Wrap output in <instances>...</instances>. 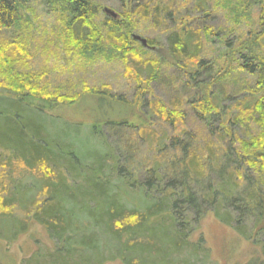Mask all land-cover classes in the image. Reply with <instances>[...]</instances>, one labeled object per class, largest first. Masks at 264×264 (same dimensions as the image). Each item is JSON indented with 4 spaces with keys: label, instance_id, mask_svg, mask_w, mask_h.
<instances>
[{
    "label": "trees",
    "instance_id": "16d2710c",
    "mask_svg": "<svg viewBox=\"0 0 264 264\" xmlns=\"http://www.w3.org/2000/svg\"><path fill=\"white\" fill-rule=\"evenodd\" d=\"M29 1L0 0V30L14 27L18 6ZM45 1L67 13L66 49L125 51V60L134 71L138 67L130 58L136 53L132 32L138 30V20L152 21L165 39L158 48L155 39L146 38L147 48H157L158 57L148 61L149 75L144 81L131 70L142 87L138 95L146 93L147 83L158 77L156 71L163 64L177 67L179 77L186 79L184 89H194L200 117L218 119L221 130L212 129L210 144L200 148L192 133L165 129L157 136L147 131L146 124L135 125L129 115L117 121L97 111L100 120L76 137L86 149L83 153L74 140L65 138L68 133L56 137L45 124L25 122L29 120L23 113H30L32 120L47 117V111L61 102L71 105L83 98H58L40 86L36 76L15 72L14 84L0 85V100L9 104L2 113L6 125L0 127V239L11 242L33 224L42 226L52 241L42 264H106L115 260L122 264H203L210 258V250L200 227L210 211L242 239L258 244L244 264H264V191L254 183L264 173V51L257 49L264 39V0H257L260 31H249L237 47L222 35L227 52L225 67L219 70L201 57L204 39L215 35L207 23L211 16L207 0L180 4L175 0H121L117 18L107 15L101 27L95 23L100 6L93 0ZM231 2L224 0L230 12ZM234 9L236 24L241 18H250L246 7L237 4ZM13 42L0 41L2 69L10 65L12 71L17 57L23 59L21 45ZM236 56L237 68L257 79L241 95L234 116V107L221 106L219 92L214 94L211 88L230 76ZM204 74L206 79L201 80ZM88 93L94 99L99 97V103H112L98 92ZM141 98L130 105L121 99L115 103L133 112V108L142 110ZM156 105L158 108L142 113L143 118H152V113L159 111L176 130L180 123L177 107L167 110L163 104ZM248 121L258 127L255 134L240 138L231 132V125ZM134 127L137 139H144L164 161L153 156L145 166L131 164L136 138L129 132ZM222 129L230 138L224 149L219 144ZM108 136H118L120 148L113 140L109 143ZM201 183L204 187L199 191ZM241 185L244 190L236 193Z\"/></svg>",
    "mask_w": 264,
    "mask_h": 264
},
{
    "label": "rangeland",
    "instance_id": "374dc122",
    "mask_svg": "<svg viewBox=\"0 0 264 264\" xmlns=\"http://www.w3.org/2000/svg\"><path fill=\"white\" fill-rule=\"evenodd\" d=\"M175 1L178 4L184 2V0ZM93 2L96 6H100V13L95 17V23L100 27L107 16L102 10L104 7L114 10L116 13L121 11V0H93ZM206 4L211 12L207 23L212 26L215 35L204 39L201 47V57L209 61L213 69L219 70L225 67L224 55L227 52V46L224 41L222 42V35L225 41H229L234 47H237L240 42L245 40L249 31H260V5L257 0H232L230 7L233 13L235 12L234 8L239 4L242 8L246 7L248 9L250 17L249 19L241 18L240 22L236 24L232 20V12L224 4V0H207ZM188 7L190 9V4ZM18 12V22L15 26L8 30H0V41L6 43L18 42L22 47L19 55H22L23 59L20 60V57H17V61H14L13 66H11L12 71L10 65H6L4 69L0 67V82L5 83L0 85L9 86L8 83L14 84L12 82L15 80L12 75L15 72L17 74L20 72L28 76H36L34 79H38L40 86L45 87L47 92L56 93L58 98L66 97L67 99L73 98V100L83 98L81 101L78 100L79 103L71 105L61 102V106L59 105L57 108L47 111V117L39 116L32 120L31 114L23 111L24 119L29 120L25 122L45 124L59 138L64 137L62 136L64 133H68V137L65 138L74 140V143L83 153L86 149L83 148L80 141H76V137L82 136L93 122L100 120L97 111L100 112L101 116L117 121L129 115V119L135 125L144 127L143 124H146L148 126L147 131L157 133V136L160 134L159 132L165 129H171L169 131L172 133H192L195 136L196 145L200 148L210 144L209 136L212 129L221 130L218 119L207 118L205 121L200 117V109L194 89H184L186 79L179 77L177 67L163 64L156 71L158 77L151 82L148 81L146 93L138 95L142 87L137 80L140 78L141 81H144L149 75V65L147 63L149 60L158 57L155 52L157 48L153 50L142 47L138 41L133 43L136 53L132 54L133 57L130 58L135 61L133 62L134 67H138L139 72H137L125 60L127 57L124 55V53H127L125 51L122 54L120 52L114 53L109 47L98 49L92 53H84L86 49H66L63 41L67 13L62 9L50 7L45 0H30L27 4H20ZM138 21L136 23L138 30L133 31L132 34H137L145 39L153 38L157 41L158 48L162 47L165 35L157 31V27L153 25L152 21ZM200 23L202 22L200 21ZM257 49L264 51V39L261 41V46H257ZM158 51H160L158 54L161 53L160 49ZM235 59L232 62L233 71L230 76L211 88V92L214 94L216 91L219 92V98L222 100L221 106L234 107L231 108V115L234 116L237 113L236 105L241 95L245 94L247 86L254 85L257 79L256 75L249 76L240 71L236 62L239 60L238 56ZM131 70L137 73L138 78L133 73L131 74ZM200 77L201 80H205L206 74L200 75ZM92 91L105 96L112 102L111 105L99 103L97 101L99 97L92 98V95L88 93ZM140 96L142 97L140 99L142 110L133 108V112H129L128 108H124V106L122 108V106L115 103L121 99L130 105L129 103L135 102L134 100H137ZM157 103L165 105L167 110L177 107L175 110L180 123H177L176 130H174V125H169L163 120V116H160L159 111L153 112L152 118L150 116L144 117V120L142 113L149 111L150 107L158 108ZM5 104L9 105L0 100L2 106L0 109V127L6 125L5 119L2 118V113L8 107ZM120 110L122 113H120ZM100 127L106 134L107 129L105 126ZM135 130L137 133L138 129L135 127L129 132V136L135 135L136 138V141H132L134 153L130 156V159L131 164L141 167L147 165L153 156L161 157V154L155 155L157 152L148 148L144 139L140 138L138 140ZM230 130L241 138L255 134L258 127L248 121L247 123L231 125ZM120 133L126 134V131L120 130ZM221 134L223 135L220 136L222 138L219 144H222V149H224L228 147L230 138L226 136L223 129ZM117 139L118 136L114 139L108 136L109 143H112L111 140H113L117 144L116 147L120 148V142ZM161 159L164 161V156ZM212 177L215 180L218 179V175L215 173L212 174ZM254 183L264 191V173L257 176ZM203 187L204 185L201 183L198 190L201 191ZM244 187L245 185H241L235 192L241 193ZM16 215L20 216L18 213ZM249 224L250 222H247V225ZM200 231L210 250V258L203 264H244L250 259L249 257L258 246L253 241L249 242L242 239L230 226L222 224L210 211L203 217ZM51 248L52 241L46 229L33 224L25 233L17 236L14 241L0 239V264H42L44 256ZM106 264L122 263L115 260Z\"/></svg>",
    "mask_w": 264,
    "mask_h": 264
},
{
    "label": "water",
    "instance_id": "95a60500",
    "mask_svg": "<svg viewBox=\"0 0 264 264\" xmlns=\"http://www.w3.org/2000/svg\"><path fill=\"white\" fill-rule=\"evenodd\" d=\"M103 12L113 19L117 18V15H118L114 10L107 8V7L103 8ZM132 38L134 40L138 41L143 47H145V48L149 47L147 44V40L145 38H143L137 34H133Z\"/></svg>",
    "mask_w": 264,
    "mask_h": 264
}]
</instances>
